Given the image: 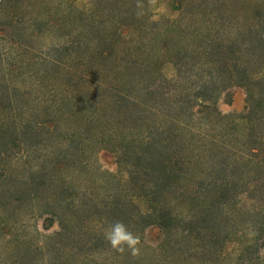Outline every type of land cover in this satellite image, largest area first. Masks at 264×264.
Returning <instances> with one entry per match:
<instances>
[{
	"label": "trees",
	"instance_id": "trees-1",
	"mask_svg": "<svg viewBox=\"0 0 264 264\" xmlns=\"http://www.w3.org/2000/svg\"><path fill=\"white\" fill-rule=\"evenodd\" d=\"M77 1L0 0V230L25 264H264V0Z\"/></svg>",
	"mask_w": 264,
	"mask_h": 264
},
{
	"label": "rangeland",
	"instance_id": "rangeland-1",
	"mask_svg": "<svg viewBox=\"0 0 264 264\" xmlns=\"http://www.w3.org/2000/svg\"><path fill=\"white\" fill-rule=\"evenodd\" d=\"M90 0H78L77 4L81 7L87 5ZM152 14L154 18H160V16L169 15V10L167 7L168 0H148ZM162 73L166 78H172L174 76V67L172 64H164L162 67ZM242 98L240 96L236 97L234 100V108H239L241 106ZM218 108L222 113L232 112V108L223 102L218 103ZM18 150L13 151V153H18ZM96 166L102 170H106L112 173L121 174V169L115 164L114 158L105 152H100L97 154V159L95 162ZM7 166L14 171H21L25 168V151H20L16 157L9 158ZM24 172V171H23ZM22 172V173H23ZM84 179V178H83ZM29 229L39 230V232L49 235L57 227L54 226L49 232H43L41 230V221H36L29 224ZM150 238H154L155 233L151 232L149 234ZM17 240L18 246L16 247L15 241ZM25 242V229L22 231L9 235V232H3L0 230V264H25V246L20 247V244Z\"/></svg>",
	"mask_w": 264,
	"mask_h": 264
},
{
	"label": "clouds",
	"instance_id": "clouds-1",
	"mask_svg": "<svg viewBox=\"0 0 264 264\" xmlns=\"http://www.w3.org/2000/svg\"><path fill=\"white\" fill-rule=\"evenodd\" d=\"M104 239L116 252L128 251L131 255L139 254L140 238L129 230L122 221H114L104 230Z\"/></svg>",
	"mask_w": 264,
	"mask_h": 264
}]
</instances>
